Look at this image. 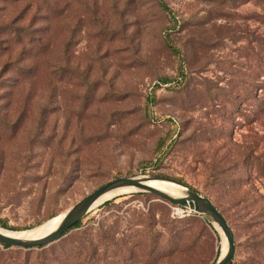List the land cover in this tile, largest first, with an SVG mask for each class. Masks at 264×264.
<instances>
[{
    "label": "rangeland",
    "instance_id": "374dc122",
    "mask_svg": "<svg viewBox=\"0 0 264 264\" xmlns=\"http://www.w3.org/2000/svg\"><path fill=\"white\" fill-rule=\"evenodd\" d=\"M180 60L183 84L156 88L149 104ZM247 155L264 167V0H0V218L13 228L4 230L30 231L114 178L159 174L223 212L232 264H264V216L252 213L264 207V173L248 171ZM124 195L49 245H0V264H48L61 240L94 234L101 219L102 264L219 256L214 224L219 236L197 216L172 238L164 222L192 211Z\"/></svg>",
    "mask_w": 264,
    "mask_h": 264
},
{
    "label": "water",
    "instance_id": "95a60500",
    "mask_svg": "<svg viewBox=\"0 0 264 264\" xmlns=\"http://www.w3.org/2000/svg\"><path fill=\"white\" fill-rule=\"evenodd\" d=\"M150 179L166 180L176 183L182 187L183 194L180 196H173L158 188L152 187L145 183V181ZM120 188H130L128 191L129 193L149 192L158 196L162 200L174 203L181 207H186L189 211L201 214L210 219L215 228L219 231L221 238L223 235L226 242V249L224 253L221 254L220 248L219 256L211 264H232L236 250L235 237L234 232L224 214L208 197L201 195L194 188L174 178L159 174L129 175L114 178L104 184H101L66 209L57 224L49 232L34 238H23L5 234L0 230V245L15 246L24 249H33L49 245L60 239L66 230L81 220L93 207V204L101 195L108 191Z\"/></svg>",
    "mask_w": 264,
    "mask_h": 264
},
{
    "label": "trees",
    "instance_id": "16d2710c",
    "mask_svg": "<svg viewBox=\"0 0 264 264\" xmlns=\"http://www.w3.org/2000/svg\"><path fill=\"white\" fill-rule=\"evenodd\" d=\"M172 50L175 52L176 55H179L178 50H176L175 48H172ZM185 79H186V76L184 74V70H183V66H182V60H180V63L178 66L177 76L174 78L163 77V78H161V81H158L157 83H155V85L152 87V89L149 93V96L147 97L148 103L152 104L155 101V90H156V88L161 87L163 85H166L165 83H169V82H173L176 86L181 85V84H183ZM246 157H247V159H246L247 161H245V162H246V165L248 164V166H249L248 167L249 172L251 170L255 169L256 171H258L262 174L264 173V167L260 163H258L256 157H251V155H247ZM176 180L182 182V180H180V179H176ZM230 182H234V181H230ZM131 194H133V193H131ZM123 196H125V195L123 194V195L115 196V197L111 198L110 200L105 201L103 204H101V206L102 205H104V206L110 205V204L114 203L115 199H117L119 197H123ZM242 196H243L242 199H245L246 194H243ZM255 200L257 201L256 198L253 199V201H252L253 205H254ZM252 213L254 214L253 219L259 220L260 217L264 216V207L260 206V205L257 207H254ZM197 216H201L204 219L205 225L209 226L213 230V232L217 236H219L218 232L215 230V228L213 226L212 221L210 219H208L207 217H205L201 214H197L195 212H191L190 216H188V217L168 218L167 219L168 224L166 222H164V223L167 226V230H169V232H170L169 234H171V237L173 238V237H176L179 234V232L182 230V229L176 228L177 223L184 222L186 220L194 219V217H197ZM81 226H82V219L79 220L78 222H76L68 230H66L63 235L69 233L73 229L78 230ZM0 227L3 229H13V228H10L5 223V221H3L1 218H0ZM203 227H204V225H203ZM93 229H94V227L88 226L83 231H77V232L71 233L70 235H67L66 239L61 240L62 243H60L61 246L59 247L60 254H52L53 258L51 260H49L48 264H102V240L104 238H108V236L107 237L105 236L106 235L105 233H102V219L98 220V223L95 227L96 230H95L94 234L92 231ZM65 243L70 244V246L64 248L65 246H63V244H65ZM3 247L6 248L8 246H3ZM38 248H41V247H38ZM175 249H176V246L173 247V250H175ZM28 250H30V249H28ZM219 251H220V248L218 246L216 253L218 254ZM12 264H16V263L12 262ZM25 264H29V260L26 261Z\"/></svg>",
    "mask_w": 264,
    "mask_h": 264
},
{
    "label": "bare ground",
    "instance_id": "6f19581e",
    "mask_svg": "<svg viewBox=\"0 0 264 264\" xmlns=\"http://www.w3.org/2000/svg\"><path fill=\"white\" fill-rule=\"evenodd\" d=\"M146 184L158 188L170 195L173 196H180L183 194V189L180 185L170 182V181H166V180H159V179H150L145 181ZM130 190V188H120V189H115L112 191H108L106 193H104L103 195H101L93 204V206L107 200L110 199L112 197H114L115 195L121 194V193H126ZM63 214V213H62ZM61 215L52 218L51 220L37 226L34 227V229L32 228V230L27 231V232H23V233H16V232H10L7 230H4L0 227V230L2 232H4L5 234L8 235H12V236H19V237H23V238H34V237H38L41 236L47 232H49L51 229L54 228V226L57 224V222L59 221V219L61 218ZM226 249V242L225 239L222 235V246H221V254L224 253Z\"/></svg>",
    "mask_w": 264,
    "mask_h": 264
}]
</instances>
